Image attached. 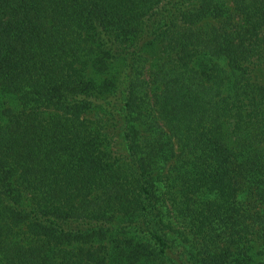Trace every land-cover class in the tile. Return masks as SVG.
I'll return each instance as SVG.
<instances>
[{
	"label": "trees",
	"instance_id": "16d2710c",
	"mask_svg": "<svg viewBox=\"0 0 264 264\" xmlns=\"http://www.w3.org/2000/svg\"><path fill=\"white\" fill-rule=\"evenodd\" d=\"M0 264H264V0H0Z\"/></svg>",
	"mask_w": 264,
	"mask_h": 264
}]
</instances>
